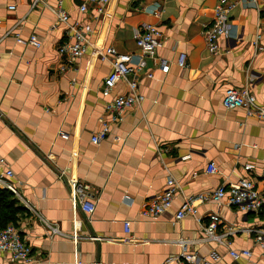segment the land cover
<instances>
[{"label": "crops", "instance_id": "obj_1", "mask_svg": "<svg viewBox=\"0 0 264 264\" xmlns=\"http://www.w3.org/2000/svg\"><path fill=\"white\" fill-rule=\"evenodd\" d=\"M227 1L234 7L220 51L212 55L201 32L218 0H111L100 17L93 8L78 14V0H0V36L20 22L22 39L34 34L41 43L22 45L12 36L0 42V158L6 165L0 175L9 168L11 182L34 209L12 196L34 260L15 262L0 253V264H168L183 253L235 264L228 251L240 249L251 252L246 264H264L255 233H248L264 230V210L244 214L225 202H195L194 217L175 218L184 200L242 177H251L264 196V123L221 104L227 88H242L253 75L250 92L264 107V0ZM60 9L67 22L57 17ZM76 23L90 25V43L63 72L58 46ZM144 24L162 34L157 56L170 68L163 74L148 59L144 72L128 76L143 101L112 121L106 106L131 91L121 81L109 96L101 95L111 60L94 51L112 47L136 62L134 34ZM180 54L186 55L185 69L175 65ZM149 72L153 78H146ZM105 125L107 137L92 143ZM210 162L216 174L205 173ZM247 164L252 171L244 170ZM170 179L178 186L170 208L156 218L141 217L144 202ZM70 180L87 188L92 214L72 204ZM210 213L222 219L217 232L224 245L196 241Z\"/></svg>", "mask_w": 264, "mask_h": 264}, {"label": "built area", "instance_id": "obj_2", "mask_svg": "<svg viewBox=\"0 0 264 264\" xmlns=\"http://www.w3.org/2000/svg\"><path fill=\"white\" fill-rule=\"evenodd\" d=\"M40 0H33V5ZM78 14H89L93 8L96 17L104 14V11L111 0H78ZM233 4L227 0H218L213 9L211 23L204 27L201 35L204 38L207 49L210 54L217 55L219 53L218 40L224 35L228 28L229 12L233 8ZM9 11H14V5H8ZM264 16V8L262 9ZM57 17L62 22H67L69 16L61 9L56 12ZM1 23V22H0ZM92 29L89 24H74L67 31L68 39L58 46V52L65 60V66H61V71L69 70L76 60H78L87 50L89 38ZM12 36L16 43L29 45L39 48L41 43L36 35L31 34L27 39H22L21 25L17 22L12 29L6 31L0 36V42L3 37ZM163 36L156 27L150 24L142 25L134 34V42L139 52V59L133 62L130 54L119 53L112 47L101 48L94 51V55L100 60H111V68L107 76L102 81L101 95L107 97L111 94L113 88L121 81H127L128 76L138 75L146 70V60H152L156 64L161 73L165 74L169 71V64L157 56V50L162 46ZM179 68L187 67L186 55L180 54L175 62ZM146 78H153V73L146 74ZM255 77L249 75V81L242 88H227L222 96L221 104L227 110L243 109L249 118H256L264 123V107L256 104L255 96L250 92ZM131 91L128 95L116 96L107 106L106 109L111 113V119L120 120L121 113L129 108L137 106L143 101V96L136 92L137 83L135 80L127 81ZM108 128L105 125L102 130L91 137L92 143H98L107 137ZM63 139L67 137L61 135ZM0 166L4 167L5 160L0 158ZM244 170L252 171L253 165H244ZM217 167L213 162L207 164L205 168L206 174H216ZM13 176L9 168L3 170L0 175V188L8 191L23 206L33 212V207L29 205L19 192V189L11 182ZM70 199L72 204L79 205L78 208L85 214H92L94 211V203L91 201L87 188L77 180H70ZM178 191L176 182L172 179L166 183V188L156 196L144 202L141 207L140 215L143 218H156L168 208H170L175 194ZM206 203L219 206L222 202L229 207H233L242 213H259L264 210V196L258 190L256 182L251 177H242L235 184L229 186H219L211 193L199 195L195 198L184 200L175 214L176 220H181L186 216L194 217L196 215V207L194 203ZM198 222L200 218L196 219ZM222 223V219L218 214L210 213L207 215V222L202 225V236L196 241H214L219 245H224L222 236L218 234V228ZM124 232L129 233V223H124ZM255 233L254 243L264 251V230L255 231L248 230V233ZM192 243V242H188ZM186 246V243L182 245ZM0 253L8 254L12 261L28 263L33 261L34 256L30 247L24 242L18 227L9 224L5 228H0ZM229 257L235 264H246L249 262L251 252L249 249L229 250ZM168 264H213L209 259L203 258L197 260L193 254L183 253L180 257L172 259Z\"/></svg>", "mask_w": 264, "mask_h": 264}, {"label": "trees", "instance_id": "obj_3", "mask_svg": "<svg viewBox=\"0 0 264 264\" xmlns=\"http://www.w3.org/2000/svg\"><path fill=\"white\" fill-rule=\"evenodd\" d=\"M19 212L12 195L8 191L0 189V228H5L9 224L17 227Z\"/></svg>", "mask_w": 264, "mask_h": 264}]
</instances>
